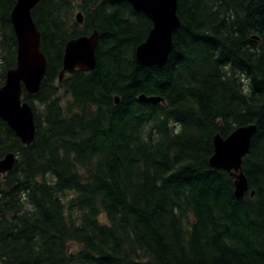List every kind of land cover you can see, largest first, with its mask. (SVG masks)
<instances>
[{"label": "trees", "instance_id": "16d2710c", "mask_svg": "<svg viewBox=\"0 0 264 264\" xmlns=\"http://www.w3.org/2000/svg\"><path fill=\"white\" fill-rule=\"evenodd\" d=\"M16 1L0 0V87L16 64ZM175 13L156 67L134 60L150 22L124 0L32 9L46 68L22 93L33 142L0 119V158L16 156L0 175V264H264V0H176ZM93 29L94 69L58 82L65 42ZM245 125L248 191L235 200L207 160L214 135Z\"/></svg>", "mask_w": 264, "mask_h": 264}, {"label": "water", "instance_id": "95a60500", "mask_svg": "<svg viewBox=\"0 0 264 264\" xmlns=\"http://www.w3.org/2000/svg\"><path fill=\"white\" fill-rule=\"evenodd\" d=\"M39 0H17L10 21L16 40V64L9 69L4 84L0 87V119L15 133L23 145H29L35 137L34 115L31 106L22 100V92L35 95L46 68L45 58L39 48V32L31 17V11ZM118 1V0H106ZM135 12L143 14L150 22L145 39L134 49V60L141 66L160 67L166 63L171 49V34L179 26L176 16V0H124ZM75 20L81 23L80 13ZM98 34L93 30L87 36L68 40L63 47L58 82L64 74L75 70L89 72L95 67V46ZM141 103L162 102L159 97L138 96ZM117 97H114V103ZM254 125L240 126L226 137L214 135L211 141L212 153L208 166L212 170H223L232 178L233 197L241 200L247 192V183L241 171V160L247 155ZM15 156L6 154L0 159V173L13 167ZM253 193H249L252 197Z\"/></svg>", "mask_w": 264, "mask_h": 264}, {"label": "bare ground", "instance_id": "6f19581e", "mask_svg": "<svg viewBox=\"0 0 264 264\" xmlns=\"http://www.w3.org/2000/svg\"><path fill=\"white\" fill-rule=\"evenodd\" d=\"M178 28H179V27H178ZM178 28H177V29H178ZM177 29H176V30H177ZM176 30H175V31H176ZM175 31H173V33H174ZM173 33H172V34H173ZM172 34H171V36H172ZM143 96H146V95H143ZM146 97H150V96H146ZM154 97H157V96H154ZM159 98H161V97H159ZM147 104H152V103H147ZM156 104H157V103H156Z\"/></svg>", "mask_w": 264, "mask_h": 264}, {"label": "flooded vegetation", "instance_id": "af4514ba", "mask_svg": "<svg viewBox=\"0 0 264 264\" xmlns=\"http://www.w3.org/2000/svg\"><path fill=\"white\" fill-rule=\"evenodd\" d=\"M22 100H23V98H22ZM19 141H20V140H19ZM6 154H9V153H6ZM6 154H5V155H6ZM12 154H13V153H12ZM5 155H4V156H5ZM4 156H3V157H4ZM3 157H2V158H3ZM2 158H0V159H2ZM13 165H14V164H13ZM3 174H6V173H0V175H3Z\"/></svg>", "mask_w": 264, "mask_h": 264}, {"label": "rangeland", "instance_id": "374dc122", "mask_svg": "<svg viewBox=\"0 0 264 264\" xmlns=\"http://www.w3.org/2000/svg\"><path fill=\"white\" fill-rule=\"evenodd\" d=\"M74 4L79 5V2H74ZM72 247L74 248V246H70V248H72Z\"/></svg>", "mask_w": 264, "mask_h": 264}]
</instances>
